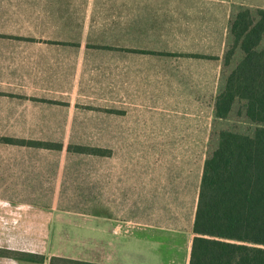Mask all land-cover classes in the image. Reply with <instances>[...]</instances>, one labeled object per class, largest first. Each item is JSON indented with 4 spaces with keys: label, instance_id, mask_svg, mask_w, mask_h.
Here are the masks:
<instances>
[{
    "label": "rangeland",
    "instance_id": "1",
    "mask_svg": "<svg viewBox=\"0 0 264 264\" xmlns=\"http://www.w3.org/2000/svg\"><path fill=\"white\" fill-rule=\"evenodd\" d=\"M27 35L0 33V138L50 143L56 150L0 143V264H29L20 258L93 261L96 242L103 240L96 215L139 220L147 176L165 182L168 170L208 157L222 131L255 132L235 114L217 119L214 112L211 118L208 98L182 106L188 114L150 110L131 120L96 112L94 104L73 106L72 96L54 98L53 87L96 91V73L76 78L46 71L50 67ZM242 58L235 49L227 68L223 58L219 93ZM110 240L117 245L123 239ZM179 246L173 253L181 257L185 249Z\"/></svg>",
    "mask_w": 264,
    "mask_h": 264
},
{
    "label": "crops",
    "instance_id": "2",
    "mask_svg": "<svg viewBox=\"0 0 264 264\" xmlns=\"http://www.w3.org/2000/svg\"><path fill=\"white\" fill-rule=\"evenodd\" d=\"M243 9H264V0H0V33L27 32L35 55L50 67L46 71L76 78L96 73V91L50 89L54 98L74 97L73 106L94 104L96 112L131 120L150 110L188 114L182 106L208 98L213 118L223 58L232 45L230 24ZM206 159L168 170L165 182L147 176L140 219L96 215L103 238L96 242V259L71 261L190 264ZM119 236L123 240L114 245L110 239ZM179 245L181 257L173 253Z\"/></svg>",
    "mask_w": 264,
    "mask_h": 264
},
{
    "label": "trees",
    "instance_id": "3",
    "mask_svg": "<svg viewBox=\"0 0 264 264\" xmlns=\"http://www.w3.org/2000/svg\"><path fill=\"white\" fill-rule=\"evenodd\" d=\"M230 40L224 66L235 49L243 58L226 75L215 117L235 114L253 124L255 132L222 131L205 161L190 264H264V9L238 11L230 24ZM0 143L56 150L54 144L12 138H0ZM51 262L90 264L58 258Z\"/></svg>",
    "mask_w": 264,
    "mask_h": 264
}]
</instances>
